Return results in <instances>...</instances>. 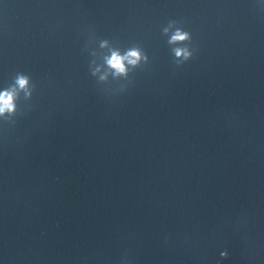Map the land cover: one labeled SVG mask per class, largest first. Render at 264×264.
<instances>
[{"label":"clouds","instance_id":"1","mask_svg":"<svg viewBox=\"0 0 264 264\" xmlns=\"http://www.w3.org/2000/svg\"><path fill=\"white\" fill-rule=\"evenodd\" d=\"M168 30L165 29V32ZM189 38V34L181 30H177L172 36L169 43L182 42ZM177 57H183L187 59L191 56V53L187 49L177 48L174 50ZM141 58V53L138 49L129 50L126 54L121 55L118 51H113L111 56L107 58V64L117 74H124L126 72L127 64L136 65ZM19 91H24L25 96L30 97L31 91L29 90V78L23 74H17L15 83L9 88H5L0 91V117L6 119L15 114L16 103L18 99ZM222 257H227L228 252H221Z\"/></svg>","mask_w":264,"mask_h":264}]
</instances>
